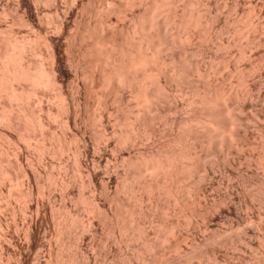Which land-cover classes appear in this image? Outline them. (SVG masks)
I'll return each mask as SVG.
<instances>
[{
  "label": "bare ground",
  "instance_id": "6f19581e",
  "mask_svg": "<svg viewBox=\"0 0 264 264\" xmlns=\"http://www.w3.org/2000/svg\"><path fill=\"white\" fill-rule=\"evenodd\" d=\"M16 1V5L11 7L0 6V211L9 212L13 216L16 213L12 207L13 202L22 203L24 208L20 210L26 220V229L21 232L24 236L23 242L18 240L17 244L15 239L11 242L7 238L9 236L6 233L8 232L7 225L0 217V233L2 232L4 238V240L1 239L0 245L8 249L14 247L16 249V246L20 247L21 245H26L28 249L35 244L40 246L41 243L38 244L37 239L47 216L51 221L52 236L55 235V239H60L65 233L69 234V228L77 226L78 218L71 214L65 205L61 207V210L60 207L57 208L54 204V198L56 196L55 188L59 186L60 197L62 198L60 200L69 201V193L73 185H77L79 188L78 199L74 202L83 205V208L89 207L87 211L89 209L88 212L91 215L101 216L99 205L102 204V201L115 203L116 208L111 215L112 217L110 216L109 219L104 217L105 223H108L110 236L115 243H118L116 242L118 239L115 238L116 234L119 235L118 238L125 243V246L141 239L145 249L148 250L145 253H150L153 250L154 254V249L163 247L162 245L168 242L167 239L173 238L175 241L172 240L176 242L173 249L177 248V251H180L181 244L193 246L192 243L196 246L198 244L196 241L201 240L195 239L197 234L194 236L190 234L192 230L189 231V228L191 227L194 233L198 232V235L205 236V242L213 244L212 235L209 236L210 238L208 237L212 228L206 226L207 223L204 220L201 223H206L204 224L206 228H203L200 224L201 220L198 221V213L195 211L196 208L203 207V211H206L205 214H210V216L215 214L217 201H214V192L223 184H220L219 179H216L219 170L214 167L211 159H207V162L205 160L206 164L204 161V163H199L201 159H198L199 153L196 142L198 139H200L199 141L202 140L200 143L208 155L213 153L214 149H218L220 150L218 153L222 157L223 154L228 153V149L224 151V143L228 146V144H232L231 141L234 138L241 140L243 135L240 132L246 130L245 126L248 121L245 123V119H241L243 115H240V118L236 113H243L244 109L242 110L243 107L240 103L245 102V98L250 95L248 92L249 80L247 81V77L241 72L242 69L240 70L238 64L239 69L237 68L236 73H239V77L237 86L236 83L234 84L235 90L228 85L229 81L232 80L228 79L230 76L232 77L229 68L232 41L231 43L227 39L225 43L218 41L220 43L218 48L220 49L217 50L222 51V63H219L221 65L219 68H216L219 65H216L215 61H212V64H209L211 61L207 63L199 57L202 55L194 52L193 49L190 55L189 51L186 52L185 50V53L182 52V54H188L189 58L195 56L202 59V61L195 59V63H190L191 66L188 64L187 67L190 66L188 70L186 68L187 63H185L188 59L182 61L181 55L175 53L179 48L176 51L175 49L177 46H182L180 44L182 42L183 45L186 43L185 47L187 48L189 47L187 44L193 43L192 37L194 36L192 35L194 33H191L190 27L193 25L194 28L195 25L198 27L197 21H201V18L197 21L194 18L196 23L191 25L192 21L190 22V17L187 20L184 10L180 12L179 8L178 11V5L182 0ZM256 3H259V0H256ZM226 4L224 3V5ZM224 5H222L223 8ZM45 7H48L49 10L48 8V11L45 10ZM137 8L141 9L139 13H136ZM45 11L49 12V15ZM92 18L95 21L90 25ZM206 18L208 19V17ZM70 19L73 23L72 27L69 28ZM235 19L233 21H236ZM211 21V19L208 20V22ZM256 21L257 24L260 21L259 14L254 16L251 24L247 23L250 29L258 28ZM200 23L202 24V22ZM233 24L235 25L236 22ZM21 29L27 31V34L25 33L27 36L21 34ZM247 29L249 30V28ZM211 31L209 30V32ZM161 33L165 34L166 38H163ZM214 41L213 43H215ZM252 42L251 44H255ZM203 45L205 46V44ZM262 46L264 47V45ZM249 47L251 48V46ZM215 54L217 53L215 52ZM245 54H239V60L236 59V61L242 62V60L249 59L248 55ZM263 56L262 58H264ZM212 59L214 58L212 57ZM180 60L185 64L183 65L186 69L182 68V64L180 65ZM204 61L208 66L203 65ZM262 63L264 66L263 61ZM88 68L89 72H86ZM252 68L255 69V66ZM216 74L218 76L220 74L227 75L224 76V79H220L223 80V83L217 82L221 85L213 81ZM199 82L204 84L201 85V88L198 86ZM226 82L227 84H225ZM190 85L191 87L194 85L193 88H190ZM225 85L229 88L227 89ZM91 97L92 102L89 101ZM252 100L253 98L250 101ZM244 105L246 104L244 103ZM166 106L173 108V115L177 119L179 118L177 114L181 115L179 120H172V123H169V127L171 126L173 130H169L172 134L168 140H166L167 130H164L166 124L163 122V125L159 118L164 114L162 111ZM166 128L168 127L166 126ZM226 138H229L230 142ZM244 140L246 139L244 138ZM89 141L92 143L91 150L88 145ZM186 141L189 142L188 146H190L188 151L192 150V153L189 151L190 153L187 152L186 154L185 150L187 149L184 150ZM101 150L108 153L104 158V168L100 167L99 164L102 160V156H100L102 153L100 152L103 151ZM11 156L14 157L13 160H11ZM210 156L212 157V154ZM210 156L208 157L210 158ZM213 156L215 157V155ZM63 157H66L64 166L60 165L58 168L59 165L55 164V160ZM69 160L72 161L73 167L78 172L76 173L78 175L74 177L78 176L79 181L76 180L77 178L69 177ZM260 165L263 167L258 166V172L261 170L263 172L264 164ZM55 171H58L57 178L54 177ZM224 175L227 176L228 174L225 173ZM230 176L229 179H231ZM230 183L226 184L218 201L220 207L228 214L226 216L230 214L229 209L232 203ZM126 186L131 190L130 194L134 199H125L126 193H128V191L125 192ZM85 187L89 190V200L83 198L82 190ZM111 188L115 189L113 197L110 193ZM121 197L122 199H120ZM145 199L167 200L174 211L184 214L181 216H185L184 211L192 205V209L188 212L189 217H186L188 223H186V228H183L185 232L181 229L183 226H180L177 221L170 225L163 235L159 233L163 224L159 231H156L159 227L156 224L157 227L153 233L147 228L149 225L146 227L145 224H134L133 214L135 212L132 209V204L134 203L133 206H136L139 202L143 203ZM71 200L73 201V199ZM47 209H49L48 214ZM213 211L214 213H212ZM226 216L223 219L229 220ZM178 220L180 221V219ZM91 221L87 222V225L82 224V230L74 238L73 247H70L71 250H74V257L80 264H87L88 262L87 256L85 257L86 254L84 255L81 249L84 237L86 234L91 238L96 236L95 227ZM212 226L215 225L212 224ZM180 229L182 232L179 231ZM226 230L224 235L222 234L223 236L228 234ZM45 232L47 231L45 230ZM9 237L11 238V236ZM142 244L140 245L142 246ZM12 246L14 247L12 248ZM223 247H225V243H223ZM37 248L40 252L39 247ZM21 249L24 250L25 248ZM142 250L144 251V249ZM59 253L61 254V252ZM2 254L0 253L1 264L20 263V261L16 263V254L13 252L10 251L7 255ZM53 255L56 259L54 262L57 264H70L64 262L65 260L62 261L58 252L53 253ZM160 256L158 257L160 258ZM164 256L163 258H165ZM158 257H153L154 259L151 260L152 256L150 255V260L144 259V261L157 264L160 262ZM50 260H47L49 262L45 261V264H51L53 260Z\"/></svg>",
  "mask_w": 264,
  "mask_h": 264
},
{
  "label": "rangeland",
  "instance_id": "374dc122",
  "mask_svg": "<svg viewBox=\"0 0 264 264\" xmlns=\"http://www.w3.org/2000/svg\"><path fill=\"white\" fill-rule=\"evenodd\" d=\"M202 1V2H201ZM15 2L17 3L16 0H1L0 2V6L1 7H11V6H14L16 5ZM201 2V4H200ZM223 2V3H222ZM235 2V4H234ZM237 2V4H236ZM191 3V4H190ZM203 3V4H202ZM224 3H227L226 5H224ZM193 4V6H191ZM199 4V5H198ZM233 4V5H232ZM4 5V6H3ZM6 5V6H5ZM205 5H207L205 7ZM224 5V8L223 6ZM237 5V6H236ZM236 6V7H235ZM185 7V9H184ZM189 7V8H188ZM227 7V8H226ZM47 10L48 7H45ZM179 8H180V12H182L184 10V14L186 13L185 17H187V20L189 19L190 17V22H191V25L195 24L197 20H200L201 21H197V25L198 27L195 25V28H194V25L190 27V30L192 31L191 34L192 36V40H193V43L191 44H187V46L191 47V48H187L185 47L186 46V43L183 45V42L180 43L182 44V46H177V48L175 49V53L178 54L179 56L181 55L180 59H188V61H184L185 63H187L186 65V68H188L189 70V67L191 66L190 63H195L194 60L195 59H199L202 58L203 60H205L207 63H210L209 64H212V61H215L216 65L219 63H222L221 59H222V51L220 52L219 50L217 49H220L218 48L220 43H225L227 41H229L231 43H234L232 44L231 43V49H230V57H229V65H230V71H231V74L232 77L230 76L228 79H232L231 81H229L228 85L231 87L232 86V89L235 90V87L237 86V81H238V77H239V73L237 71V68L239 69L240 67V70L242 69V73L244 74V76L247 77V81H248V92H249V96L248 98H245V102H243V104L240 103V105L243 107L242 108V112L243 113H236L237 115H239L238 117L242 118L241 119H245V123L246 121H248V124L246 123V130H243L240 132L241 135V140H238V138H234V142H232V144H228V146H226L227 144L224 143V151H227L228 149V153H226L225 155L223 154V156L221 157L220 156V153H218V149H214L213 153L211 152L212 154V157L210 155H208L204 148L202 147V144L199 141L200 139H198V141L196 142V147H197V152L200 154H198V159H201L199 160V163H204L205 160L206 162L208 161L207 159H211L210 161H212V163H214V167H216V169H218V175L220 176H216V179L218 181H220L221 183L220 184H223L221 185L219 188H217V190L214 192V201H217L216 202V206H215V209H216V213L215 214H205L206 211L204 212V208L201 207V208H196V211L198 213V221H200V224L203 228H206V226H210L209 228L212 230V232L210 231L208 234V237L210 235H212L213 237V241L214 243L213 244H208L207 242H205L206 240L204 239L205 236L203 237L202 235H198L199 233L193 231V229L190 227L189 228V231L192 230V232H190V234H192V236L194 235H198L200 237H198L196 235L195 239H201L200 241L197 240L196 242L198 243V247L197 245L195 246L194 244L191 243V245L193 246H190V244H188V246L186 244H181L180 247V251H177V248L176 249H173V247H175V244L176 242H174L172 239L169 241L167 239V246L166 244L165 245H162L163 247H157L156 249H154V254H153V250L152 254H149L152 256V258H150L151 260L154 259L155 257H158L159 255H163V254H166L163 258L162 256V259L165 261H162L161 259V256L160 258L158 257V259H160V262H158L159 264H264V171L261 172L262 170L260 169L261 166L260 164H264V66H263V63L262 61L264 62V58H262V55L263 52H264V47L262 45H264V0H259V3H256V0H182L179 5H178V11H179ZM139 9V10H138ZM190 9V10H189ZM49 10V8H48ZM47 10V11H48ZM141 9L140 8H137L136 9V13H139ZM208 10V11H207ZM234 10V11H233ZM45 11V13H48L49 15V12ZM228 11V12H227ZM236 11V12H235ZM190 12V13H189ZM193 12V13H191ZM208 12V13H207ZM227 12V13H226ZM235 12V13H234ZM253 12V13H252ZM255 12V13H254ZM233 13V14H232ZM181 14V13H180ZM188 14V15H187ZM212 14V16H211ZM217 14V15H216ZM229 14V15H228ZM256 14H259L260 15V21H258V24H257V21L255 22L257 27L256 29L252 30L250 29L249 25L248 24H251L252 22V19L254 18V16ZM183 15V14H182ZM191 15V16H190ZM193 15V16H192ZM209 15V16H208ZM231 15V16H230ZM236 15V16H235ZM249 15V16H248ZM203 16H206L208 17V19L206 17H203ZM220 16V17H219ZM239 17V19H238ZM194 18L196 19V21L194 20ZM227 18V19H226ZM237 18V19H235ZM250 18V19H249ZM193 19V20H192ZM203 19V20H202ZM207 19V20H206ZM212 20V24H210L211 22H208V20ZM233 19H235L236 21H233ZM215 20V21H214ZM238 20V21H237ZM241 20H242V23H241ZM256 20V19H255ZM94 18H92L90 20V25H92L94 23ZM189 22V24H190ZM202 22V24L200 23ZM236 24L234 25L233 23ZM72 23L73 21H71V19L69 20V28L72 27ZM199 23V24H198ZM230 23V24H229ZM232 23V24H231ZM238 23V25H237ZM248 23V24H247ZM262 23V24H261ZM201 24V25H200ZM243 24V25H242ZM247 24V25H246ZM260 24V26H259ZM207 25V26H205ZM213 27H212V26ZM237 25V26H236ZM242 25V26H241ZM246 25V26H245ZM244 26V27H243ZM203 27V28H202ZM246 27V28H245ZM198 28V29H197ZM213 28V29H211ZM249 28V30L247 29ZM193 29H195L193 31ZM217 29V30H216ZM259 29V30H258ZM263 29V30H262ZM205 32H204V31ZM209 30L211 32H209ZM241 32H240V31ZM19 31V30H18ZM21 34L23 35H26L27 31H25V29H21ZM200 31V33H199ZM208 31V33H207ZM228 31V32H227ZM243 31V33H242ZM248 31V32H247ZM251 31V32H250ZM254 31V33H253ZM214 32V33H213ZM236 32V34H235ZM26 33V34H25ZM199 33V34H198ZM248 35H247V34ZM210 34V35H209ZM232 36H231V35ZM262 34V35H261ZM161 35H165L163 33H161ZM211 39H210V37ZM213 35V36H212ZM229 35V36H228ZM246 35V36H245ZM27 36V35H26ZM162 36V37H163ZM199 36V37H198ZM249 37V38H248ZM259 37V39H258ZM163 38H166V36H164ZM204 38V39H203ZM230 38V39H228ZM246 38V39H245ZM253 38V39H252ZM194 39H196L195 41L197 42L198 40V44L194 41ZM200 39V40H199ZM206 39H209L206 41ZM216 39V40H215ZM227 39V41H225ZM232 39V40H231ZM166 41V39H163ZM203 40V41H202ZM211 40V41H210ZM216 43H213V41ZM255 40V41H254ZM163 41V42H165ZM220 43H219V42ZM237 41V42H236ZM241 41V42H240ZM254 42L255 44H251V42ZM211 42V43H209ZM218 42V43H217ZM249 42V43H248ZM252 42V43H253ZM61 43V42H60ZM260 45H259V44ZM178 44V45H180ZM205 44V46L203 45ZM219 44V45H218ZM240 44V45H239ZM245 44V45H244ZM257 44V45H256ZM192 45V46H191ZM215 47H214V46ZM235 45V46H233ZM248 45V47H247ZM196 46V47H195ZM209 48H207V47ZM251 46V48L249 47ZM257 46V47H255ZM203 47V49H201ZM212 47V48H211ZM248 49H247V48ZM254 47V48H253ZM207 48V49H206ZM197 52L199 55H202V56H199L198 58L193 56L190 58L188 57L190 55L191 52ZM198 49V50H196ZM251 49V50H250ZM263 49V50H262ZM185 50L186 52L189 51V55L188 54H184L185 53ZM202 52H201V51ZM205 50V51H204ZM214 50V52H213ZM240 50V51H239ZM243 50V52H242ZM257 52H256V51ZM259 50V51H258ZM181 52V53H180ZM182 52H184L182 54ZM215 52L217 54H215ZM219 52V53H218ZM246 53L249 57V59H245V60H242L241 61H238L239 60V54L241 53ZM253 52V53H252ZM207 53V54H206ZM210 53V54H209ZM249 53H250V56H249ZM245 54V55H246ZM261 54V56H260ZM206 56V57H204ZM238 56V57H237ZM186 57V58H185ZM188 57V58H187ZM204 57V58H203ZM212 57L214 59H212ZM253 57V58H252ZM255 57V58H254ZM261 57V58H260ZM264 57V56H263ZM194 58V59H193ZM209 58V59H208ZM193 59V61H192ZM202 59H199L202 61ZM211 59V60H210ZM236 59H238L236 61ZM190 61V62H189ZM203 62V65L207 64L206 62ZM234 61V62H233ZM245 61V62H243ZM251 61V62H250ZM258 61V62H257ZM233 62V63H232ZM242 65H241V63ZM256 62V63H254ZM214 63V64H215ZM182 64V65H181ZM184 63L181 62L180 60V65L182 66V68L186 69L185 68V64L183 65ZM188 64L190 65L189 67ZM213 64V65H214ZM239 67H237L238 65ZM260 64V65H259ZM204 65V66H205ZM214 65V66H216ZM232 65V66H231ZM208 66V65H206ZM221 65H219L218 67L216 68H219ZM235 66V68H234ZM244 66V67H243ZM255 66V69L252 68ZM258 66V67H256ZM259 68V69H258ZM236 69V70H235ZM254 69V70H253ZM235 70V71H234ZM251 70V72H249ZM253 70V71H252ZM256 70V71H255ZM89 72V68L88 70L86 69V72ZM249 73H248V72ZM255 71V72H254ZM263 71V72H262ZM234 74H233V73ZM254 73V74H253ZM257 73V74H256ZM261 73V74H260ZM219 74V73H218ZM216 74V76H214L213 78V81H215L216 83L217 82H220L221 80L220 79H224L227 75L224 74L223 75H219ZM236 74V75H235ZM252 74V75H250ZM238 75V76H237ZM258 75V76H257ZM260 75V77H259ZM223 76V77H222ZM237 76V77H236ZM254 76V77H253ZM252 78V79H251ZM258 78V79H257ZM215 79V80H214ZM217 79V80H216ZM261 79V80H260ZM255 82H253V81ZM257 80V81H256ZM202 82V81H201ZM228 82V81H227ZM227 82L225 84H227ZM215 83V84H216ZM220 83H223V80L220 82ZM233 83V84H232ZM236 83V84H235ZM218 84V83H217ZM232 84V85H230ZM234 84L236 86H234ZM253 84V85H252ZM256 84V85H255ZM261 84V86H260ZM201 85H204L203 83L201 84L199 82V87L201 88ZM218 85H221V84H218ZM194 86V85H193ZM193 86L191 87V85L189 86L190 88H193ZM227 87V89L229 88L227 85H225ZM224 86V87H225ZM260 86V87H259ZM204 87V86H203ZM202 87V88H203ZM225 87V88H226ZM234 87V88H233ZM253 87V88H252ZM250 90V91H249ZM251 92V93H250ZM252 94V95H251ZM253 96V97H252ZM253 98L252 101H250L251 99ZM91 99V100H89ZM88 100L90 102H92V97L89 98ZM249 101V103H248ZM244 103L246 105H244ZM165 108V107H164ZM259 108V109H258ZM166 109V110H165ZM163 109L164 111H162L164 114H162V116H160L159 118L161 119V122L162 124L164 125V123L166 124V126L168 128H166L165 126V131H166V136H167V139L168 140V137H170V135L172 134L169 130H173L171 128V126L169 127V125L172 123V120H179L181 118V115L178 113L177 116L179 117L177 119V117L175 115H173V108L170 107V106H166V108ZM169 111V112H168ZM245 113V114H244ZM172 114V115H171ZM165 115V116H164ZM241 115V116H240ZM258 115V116H257ZM176 118V119H175ZM247 119V120H246ZM255 120V121H254ZM253 121V122H252ZM164 122V123H163ZM168 123V124H167ZM170 123V124H169ZM255 124V125H254ZM257 124V125H256ZM250 126V127H249ZM254 126V127H253ZM248 128V129H247ZM260 128V129H259ZM260 130V131H259ZM164 131V133H165ZM245 131V133H244ZM257 131V132H256ZM247 132V133H246ZM254 134H253V133ZM263 132V133H262ZM256 133V134H255ZM169 134V135H167ZM245 134V135H244ZM250 135V136H249ZM165 136V134H164ZM165 136V138H166ZM247 136V138H246ZM244 138L246 140H244ZM227 140L229 138H226ZM260 139V140H259ZM230 140V139H229ZM228 140V142H230ZM237 141V142H236ZM239 141V142H238ZM167 142V141H166ZM199 142V143H198ZM243 142V143H242ZM250 142V143H249ZM252 142V143H251ZM262 142V143H261ZM91 142L89 141L88 145H89V148L91 150L92 148V143L90 144ZM189 142L186 141V145H184V150L185 148L187 150L186 151V154L188 152V154L192 151H188V147L190 148V146H188ZM235 143V144H234ZM258 145H257V144ZM201 144V145H200ZM242 144V145H241ZM199 145V146H198ZM232 145V146H231ZM238 145V146H237ZM240 145V146H239ZM251 145V147H250ZM257 145V146H256ZM236 146V147H235ZM247 146V147H246ZM254 146V147H253ZM256 146V148H255ZM238 147V149H237ZM242 147V148H241ZM240 149V150H239ZM230 150V151H229ZM237 150V151H236ZM260 152H259V151ZM103 152H100L102 154H100L101 157V161H100V167L104 168V158L106 157V155L108 154L105 150H101ZM185 151H183V153H185ZM235 151V152H234ZM242 151V152H240ZM237 152V153H236ZM104 153V154H103ZM192 153V152H191ZM242 153V154H241ZM206 154V155H205ZM239 154V155H237ZM210 156V158L208 156ZM215 155V157L213 156ZM228 157H227V156ZM260 155V156H259ZM224 156H226V158L222 159ZM247 156V157H246ZM252 156V157H251ZM13 160L14 157L11 156ZM10 157V158H11ZM206 157V158H204ZM219 157V158H217ZM237 157V158H236ZM239 157V158H238ZM260 157V158H258ZM243 158V159H242ZM252 158V159H251ZM259 160H258V159ZM64 159H66V157L64 158H59L58 160L56 159L55 160V164L59 165L58 168H60V165L64 166L63 163H65ZM90 159V157H89ZM88 159V160H89ZM204 159V160H203ZM219 161V162H217ZM248 159V160H247ZM247 160V161H246ZM204 161V162H203ZM254 161V162H253ZM259 161V162H257ZM261 161V162H260ZM205 162V164H206ZM238 162V163H237ZM250 162V163H249ZM247 163V164H246ZM249 163V164H248ZM230 164V165H229ZM252 164V165H251ZM57 165V166H58ZM223 167H222V166ZM74 164H72V161L69 160V177H74L75 175H78L76 173H78L75 169V167H73ZM233 166V167H232ZM244 166V167H243ZM260 167L259 168V171L258 172V169L257 167ZM73 167V168H72ZM229 167V168H228ZM235 167V168H234ZM239 167V168H238ZM57 168V169H58ZM228 168V169H227ZM246 168V169H245ZM252 168V169H251ZM226 171H225V170ZM237 169V170H236ZM244 169V170H243ZM222 170V171H221ZM233 170V171H232ZM243 170V171H242ZM76 171V172H75ZM252 171V172H251ZM58 171H55L54 172V177L57 178L58 177ZM223 175H222V173ZM228 172V173H227ZM240 172V173H239ZM244 174H243V173ZM258 172V173H257ZM75 173V174H74ZM228 174L227 176H225L224 174ZM254 173V174H253ZM263 173V174H262ZM56 174V175H55ZM74 174V175H73ZM249 174V175H248ZM259 174V175H258ZM231 175V176H230ZM240 175V176H239ZM249 178H248V176ZM229 176L231 179H229ZM260 176V177H259ZM251 177V178H250ZM255 177V178H254ZM75 178V177H74ZM77 178V179H76ZM75 179L77 181H79V177L77 176ZM225 178V179H224ZM228 178V179H226ZM224 179V180H222ZM226 180H228L229 182H227ZM231 180V181H230ZM244 180V181H243ZM21 181V180H20ZM246 181V182H245ZM232 182V183H230ZM227 183H230V192H231V198H232V203H231V206H230V214L229 216H226L228 214H226L225 210H223V208L220 207V204L218 203L219 199L221 198L220 196L222 195L221 193L223 192L224 188L226 187V184ZM130 184H128L129 186ZM232 185V187H231ZM126 186L128 189L129 187ZM241 186V187H240ZM246 186V187H245ZM59 186H57L55 188V192H56V196H55V202L54 204H56L55 206L57 208H59L61 210V207H63L64 205L67 206L69 208V211L71 214H73L74 216H76V218H78V222L76 223L77 226H73L72 228H69V234L68 233H65L64 236L60 237V239H55L54 237H56L55 235H53V229H52V224H51V221L49 219V216H47V218L45 219V224L43 225V229L41 231V234L39 235V241L37 239V243L40 244L39 245H32V247H30V249L26 248V245H21L20 247L19 246H16V249L14 246H12L13 249L9 248L11 253L13 252V254H16V258L17 260L15 259L16 263H20L21 264H45L46 262H49L47 260L51 259L53 260L51 264H57V262H54L56 261L55 259V255H53V253H57L60 255V259L63 261L65 260L64 262H69L70 264H80L78 263V261L75 259L74 257V250L71 248L73 247V243H74V238H76L77 234L82 230L81 226H83L82 224L84 225H87V222H93L94 224V227H95V237L91 238L89 237L87 234L86 236L84 237L83 239V242L81 244V249H82V252H84V255L85 257L87 258V264H144L146 263L147 261H144V259H149V254L148 253H145L147 252L148 250L145 249L144 245L142 244L143 240L141 241V239H139L138 241L135 240L134 243H130V244H126L125 246V243L123 241H121L118 237L119 235L116 234L115 238H117L118 240L116 242L118 243H115L113 241V238L112 236H110V233H109V227L107 226L108 223L106 222L105 223V219L104 217H107L108 219L110 218V216L113 214V212L115 211V203L113 204L112 202H109V201H102V204L100 203V215H91V213H89V209L87 211V208H83L84 206L81 204H78L74 201H76V199H78V195H79V188L78 186H74L71 188L70 190V196H69V201H66V202H63L61 201L60 199H62L60 197V187L58 188ZM25 189V186L23 187ZM126 188L125 192L128 191V193H126V198L125 199H134L133 197H131V190L129 192V190ZM249 188V189H248ZM73 189V190H72ZM111 188V195L113 197V195H115V189ZM220 189V190H219ZM222 190V191H221ZM261 191V192H260ZM82 194H83V198L84 199H88L90 198V194H89V190L85 187L83 190H82ZM241 193V194H240ZM77 194V195H76ZM219 195V197H218ZM89 196V197H88ZM235 198H234V197ZM239 196V197H238ZM239 198V199H238ZM68 199V198H67ZM73 199V201L71 200ZM122 199V197L120 198ZM88 200H86L87 202H89ZM163 200V201H162ZM154 200V199H145L143 201V203L139 202L136 206H133L132 204V209L133 211L135 212L133 214L134 218H135V222L134 224H145V226L148 227L150 229V232L153 233V230L155 232V228L157 227L156 224L159 225V227L157 228L156 231H159L161 228L162 230L159 231V233L161 235H163L167 229H169L170 225H172L173 223L175 224L176 221L179 222L180 226H183L181 227V229L183 230V232H185V230L183 228H186V223H188V219L186 217H189V213L190 210L192 209L190 205V209L188 207L187 210L184 211V213H186L185 216H181V215H184V214H180L178 213L176 210L174 211L172 209V205H169L168 201L167 200ZM61 201V202H60ZM162 201V202H161ZM70 202V203H69ZM164 202V203H163ZM263 202V203H262ZM14 204H12V207H14L16 213L12 216L10 215L9 212H6V211H0V217H2L1 219L3 220V222L5 223V225H7V230L8 232H6L9 236H11V238L9 236H7V238L12 242L14 239V241L17 242L18 244V240H20L21 242H23V233H21L23 231V229H26V220H25V217L24 215L21 213V210H23L24 206L22 203H19V201L17 202H13ZM74 203V204H73ZM76 203V204H75ZM215 203V202H214ZM152 204V205H151ZM168 204V205H167ZM18 205V206H17ZM126 205V204H125ZM135 205V204H134ZM158 205V206H157ZM236 205V206H235ZM166 206V207H165ZM126 208L128 206H125ZM136 209H134V208ZM156 207V208H155ZM171 207V209H170ZM56 208V209H57ZM83 208V209H82ZM144 208V209H143ZM147 208V209H146ZM21 209V210H20ZM169 209V210H168ZM195 210V208H193ZM198 209V211H197ZM140 210V211H139ZM157 210V211H156ZM167 210V211H166ZM171 210V211H170ZM248 210V211H247ZM260 212H259V211ZM145 211V212H144ZM148 211V213H147ZM161 211V212H160ZM214 211L212 213H214ZM238 213H237V212ZM241 211V212H240ZM49 212V209H47V214ZM139 212H142V213H139ZM165 212V213H164ZM168 212V213H167ZM171 212V213H170ZM173 212H175V214H173ZM228 212V213H229ZM233 212V213H232ZM245 212V214H244ZM162 213H164L162 215ZM167 213V214H166ZM177 213V214H176ZM202 215H201V214ZM218 213V214H217ZM243 215H242V214ZM179 214V216H178ZM188 214V216H187ZM234 214V215H233ZM247 214V215H246ZM253 214V215H252ZM23 215V217H22ZM175 217H174V216ZM223 217H222V216ZM5 216V217H4ZM103 216V218H102ZM109 216V217H108ZM145 216V217H143ZM166 216V217H165ZM224 216H226L227 218H229V220H226V219H223L225 218ZM262 216V217H261ZM10 217V218H9ZM112 217V216H111ZM171 217V219H170ZM205 217V218H203ZM207 217V218H206ZM215 217V218H213ZM232 217V218H230ZM257 217V218H256ZM6 218V219H5ZM12 218V219H11ZM14 218V220H13ZM22 218V219H21ZM101 218V219H100ZM133 218V219H134ZM140 218V219H139ZM147 218V219H146ZM153 220H151V219ZM158 218V219H157ZM261 218V219H260ZM16 219V220H15ZM149 219V220H148ZM169 219V220H168ZM173 219V220H172ZM180 219V221L178 220ZM210 219V220H209ZM248 219V220H247ZM157 220V221H156ZM166 220V221H165ZM183 220V221H181ZM204 222L206 221V226L204 224H202L201 222ZM208 220V221H207ZM226 220V221H225ZM25 221V222H24ZM137 221V222H136ZM154 221V222H153ZM156 221V223H155ZM160 221V222H159ZM163 221V222H162ZM216 221V223H214ZM228 221V222H227ZM8 222V223H7ZM15 222V223H14ZM83 222V223H81ZM153 222V223H152ZM209 222V223H208ZM211 222V223H210ZM213 222V223H212ZM218 222V223H217ZM225 222V223H224ZM241 222V223H240ZM102 223V224H101ZM21 224V225H20ZM79 224V225H78ZM164 226H163V225ZM209 224V225H208ZM215 225V226H212ZM251 224V225H250ZM154 225V226H153ZM162 225V227H161ZM221 225V226H220ZM230 225V226H229ZM17 226V227H16ZM23 226V227H22ZM25 226V227H24ZM45 226V227H44ZM51 226V227H50ZM166 226V227H165ZM212 226V227H211ZM218 226V227H217ZM223 226V227H222ZM229 226V227H228ZM247 226V227H246ZM79 227V228H78ZM128 227V225H127ZM161 227V228H160ZM201 227V228H202ZM207 227V228H208ZM215 229H214V228ZM16 228V229H15ZM228 228V229H227ZM235 228V229H234ZM179 230L182 232V230ZM227 229V230H226ZM6 230V231H7ZM15 230V231H14ZM18 230V232H17ZM45 230L47 232H45ZM71 230V231H70ZM152 230V231H151ZM164 230V231H163ZM216 230V231H215ZM228 231L226 234V236H223L224 235V231ZM108 231V232H107ZM216 233H215V232ZM222 231V232H221ZM11 232V233H10ZM14 232V233H13ZM16 232V233H15ZM44 232V233H43ZM248 232V233H247ZM259 232V233H258ZM45 234V235H44ZM71 234V235H70ZM74 234V235H73ZM206 234V236H207ZM223 234V235H222ZM13 235V236H12ZM42 235V236H41ZM49 235V236H48ZM215 235V236H214ZM228 235V236H227ZM0 242H1V239L4 240L3 238V235H2V232L0 233ZM19 236V238H18ZM41 236V237H40ZM48 236V237H47ZM191 236V235H190ZM192 236H191V239H192ZM244 236V237H243ZM13 237V238H12ZM45 237V238H44ZM207 237V238H208ZM211 237V236H210ZM209 237V238H210ZM215 237V238H214ZM225 237V238H224ZM43 238V239H42ZM54 238V239H53ZM46 239V241H45ZM258 239V240H257ZM67 240V241H66ZM106 240V241H105ZM203 240V242H202ZM62 241V242H61ZM69 241V242H68ZM121 241V242H120ZM137 241V243H136ZM141 241V242H140ZM224 241V242H223ZM232 241V242H231ZM15 242V244H16ZM43 242V243H42ZM99 242V243H98ZM106 242V243H105ZM112 242V243H111ZM217 242V243H216ZM14 243V242H13ZM90 243V244H89ZM136 243V244H135ZM142 244V246L140 244ZM190 243V241H189ZM203 243V244H202ZM223 243H225V247H223ZM242 245H241V244ZM1 244V243H0ZM61 244V245H60ZM133 244V245H132ZM169 244V245H168ZM205 244V245H204ZM238 244V245H237ZM65 245V246H64ZM119 245V246H118ZM128 245V246H127ZM131 245V246H130ZM185 245V246H184ZM233 245V246H232ZM41 246H43L41 248ZM69 246V247H68ZM130 246V247H129ZM166 246V247H164ZM195 246V247H194ZM3 245L1 246L0 245V253H3L2 255H7L9 249L5 248L3 249L2 248ZM19 247V248H18ZM39 247V250H41L40 252L37 250ZM71 247V248H70ZM84 247V248H83ZM90 247V248H89ZM124 247V248H123ZM139 247V249L137 250V248ZM141 247V249H140ZM144 247V248H143ZM216 247V248H215ZM236 247V248H235ZM21 248H25L24 250L21 249ZM41 248V249H40ZM49 248V249H48ZM61 248V249H60ZM165 248V249H164ZM210 248V249H209ZM5 249H8V250H5ZM48 249V250H47ZM70 249V251H68ZM84 249V250H83ZM144 249V251L142 250ZM178 249V250H179ZM191 249V250H190ZM212 249V250H211ZM14 250V251H13ZM19 250V251H18ZM27 250V252H25ZM130 250V251H129ZM139 251V255L137 254V251ZM173 250V251H172ZM176 250V251H175ZM250 250V251H249ZM4 251V252H3ZM36 251V252H35ZM55 251V252H54ZM162 251H165V252H162ZM7 252V253H6ZM15 252V253H14ZM51 252V254H49ZM61 252V254L59 253ZM68 252V253H67ZM144 252V253H142ZM174 252V253H173ZM177 252V253H176ZM179 252V254H178ZM6 253V254H5ZM26 253V254H25ZM44 253V254H43ZM66 253V254H65ZM237 253V254H236ZM244 253V254H243ZM251 253V255H250ZM20 255V258H19V255ZM22 254V255H21ZM49 254V255H48ZM133 255V256H130V255ZM138 256H137V255ZM145 254V255H144ZM147 254V255H146ZM155 254H157L155 256ZM214 254V256H213ZM36 255V256H35ZM44 255V256H43ZM52 255V256H51ZM72 255V256H71ZM135 255H136V258H135ZM141 255V256H140ZM149 255V256H148ZM171 255V256H170ZM181 255V257H180ZM218 255V256H217ZM227 255V256H226ZM18 256V257H17ZM41 256V257H40ZM49 256H51V258H49ZM129 256V257H128ZM144 256V257H142ZM186 256V257H185ZM30 257V258H29ZM38 257V258H37ZM52 257H54V259H52ZM69 257V258H68ZM128 257V258H127ZM132 257V258H131ZM154 257V258H153ZM173 257V258H172ZM208 257V259H207ZM211 257V258H210ZM235 257V258H234ZM20 260H19V259ZM141 258V259H139ZM187 258V259H186ZM210 258V259H209ZM39 259H40V262H39ZM44 259V260H42ZM128 259V260H127ZM139 259V260H138ZM149 259V260H150ZM193 259V260H192ZM42 260V261H41ZM50 260V261H51ZM72 260V261H71ZM148 260V261H149ZM171 260V261H170ZM197 260V261H196ZM201 260V261H199ZM235 260V261H234ZM14 261V262H15ZM29 261V262H28ZM46 261V262H45ZM125 263H124V262ZM129 261V262H128ZM144 261V263H142ZM187 261V262H186ZM194 261V262H193ZM210 261V262H209ZM36 262V263H35ZM54 262V263H53ZM73 262V263H72ZM128 262V263H127ZM216 262V263H215ZM243 262V263H242ZM19 263V264H20ZM148 263V262H147ZM146 263V264H147ZM157 263V264H158ZM1 264V262H0ZM148 264H152V263H148Z\"/></svg>",
  "mask_w": 264,
  "mask_h": 264
}]
</instances>
